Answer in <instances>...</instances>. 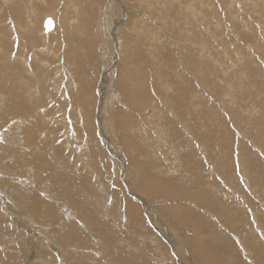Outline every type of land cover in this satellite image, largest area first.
Listing matches in <instances>:
<instances>
[{
  "label": "rangeland",
  "instance_id": "obj_1",
  "mask_svg": "<svg viewBox=\"0 0 264 264\" xmlns=\"http://www.w3.org/2000/svg\"><path fill=\"white\" fill-rule=\"evenodd\" d=\"M115 1L0 0V264H264V0Z\"/></svg>",
  "mask_w": 264,
  "mask_h": 264
},
{
  "label": "bare ground",
  "instance_id": "obj_2",
  "mask_svg": "<svg viewBox=\"0 0 264 264\" xmlns=\"http://www.w3.org/2000/svg\"><path fill=\"white\" fill-rule=\"evenodd\" d=\"M116 1H117V0H116ZM116 1H115V2H116ZM117 3H118V2H117ZM118 4H119V3H118ZM109 7H110V6H109ZM52 20H53V19H52ZM127 20H128V18H127ZM43 21H44V20H43ZM53 21H54V20H53ZM106 21H107V20H106ZM120 22H121V20H120ZM116 23H117V20L115 21V24L113 23L114 27H115ZM118 23H119V22H118ZM117 25H119V24H117ZM117 25H116V26H117ZM55 28H56V23L54 22V26H53V28H51V29H50L49 31H47V32H45V31H44V28H43V33H44V32H45L44 34L52 33L53 31H55ZM217 28H218V27H217ZM41 30H42V29H41ZM56 30H57V29H56ZM112 30H113V29H112ZM113 32H115V29L113 30ZM112 39L114 40V48H115V42H116V41H115V39H114V36H112ZM116 47H117V42H116ZM260 47H262V46H260ZM116 50H117V49H116ZM73 58H74V57H73ZM17 61H18V60H17ZM15 62H16V61H15ZM24 62H25V61H24ZM25 63H26V62H25ZM11 65H12V64H11ZM13 65H14V64H13ZM8 66H9V65H8ZM6 67H7V66H6ZM10 67H11V66H9V68H10ZM12 67H13V66H12ZM12 67H11L10 69H13ZM6 69L8 70V68H6ZM8 71H10V70H8ZM9 73H10V72H9ZM10 75H11V74H10ZM10 75H9V76H10ZM12 75H13V74H12ZM0 79H1V78H0ZM86 79H87V78H86ZM152 80H153V79H152ZM7 81H8V80H7ZM10 81H11V78H10ZM111 84H112V83H111ZM11 86H12V85H11ZM10 88H12V87H10ZM7 89H8V88H7ZM11 90H12V89H11ZM11 90H10V93L13 92V91H11ZM113 91H114V90H113ZM14 94H15V93H14ZM112 95H113V94H112ZM11 98H12V97H11ZM17 98H18V97H17ZM157 99H158V98H157ZM16 100H17V99H16ZM17 101H18V100H17ZM8 102H9V101H8ZM116 104H117V103H116ZM215 106H216V105H215ZM96 117H97V116H96ZM66 121H67V120H66ZM134 123H135V122H134ZM131 134H132V133H131ZM0 135H1V134H0ZM66 143H67V142H66ZM36 149H37V148H36ZM33 197H34V196H33ZM143 207H144V206H143ZM8 222H9V221H8ZM26 229H27V228H26ZM31 233H32V232H31ZM31 233H30V234H31Z\"/></svg>",
  "mask_w": 264,
  "mask_h": 264
},
{
  "label": "water",
  "instance_id": "obj_3",
  "mask_svg": "<svg viewBox=\"0 0 264 264\" xmlns=\"http://www.w3.org/2000/svg\"><path fill=\"white\" fill-rule=\"evenodd\" d=\"M54 26V21L50 17H46L43 21L44 31L47 32Z\"/></svg>",
  "mask_w": 264,
  "mask_h": 264
}]
</instances>
